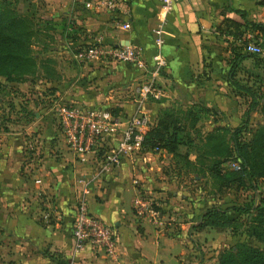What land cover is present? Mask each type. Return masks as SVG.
Instances as JSON below:
<instances>
[{
	"label": "crops",
	"instance_id": "1",
	"mask_svg": "<svg viewBox=\"0 0 264 264\" xmlns=\"http://www.w3.org/2000/svg\"><path fill=\"white\" fill-rule=\"evenodd\" d=\"M85 1L41 0L57 35L54 40L57 45L48 49L57 48L69 55L68 59L76 62L78 75L72 78L67 63L51 57L49 64L53 70L46 77L32 80L50 88L51 95H60L63 102L107 111L113 130L103 134L91 152L76 156L66 147L54 110L50 109L52 114L45 108L36 111L27 107L33 114L31 119L20 109L8 112L14 113L11 126L0 123V264H57L55 259L63 263L70 260L72 264H216L223 230L194 228L199 213L211 205L197 208L203 200L199 196L207 191L215 195L211 193L207 175L191 171L175 174L171 153L161 148L157 151L136 148L122 154L116 164L101 166L108 151L117 146L137 105L130 88L144 78L145 69L127 62H78L73 58L77 47L99 38L113 45L140 44L148 65L156 50L152 28L159 23V0H118V6L111 12L86 7ZM232 8L243 10L247 19L264 22V0L173 3L162 21L160 34V53L165 65L158 81L163 90L159 99L149 97L140 103L148 126L165 107L185 109L194 102L204 104V98L216 99L235 90L228 83L229 50L222 49L214 40L218 36L230 39L218 29L225 18L241 21ZM124 23L128 24L125 28ZM252 33H245V38ZM256 69L251 58H244L238 63L235 77L241 81L244 71ZM31 81L29 78L6 83L19 88ZM212 82L215 83L213 87L209 85L212 89H203ZM15 93L8 92L13 101L17 98L13 96ZM195 98L198 100L193 101ZM224 124L214 121L206 129ZM187 157L193 160L194 153L189 152ZM89 173H94L95 178L86 186L87 208L113 226L116 261L88 244L71 254L69 213L82 190L74 179ZM190 191L195 194L193 201ZM138 193L150 195L175 220L161 228L138 215L132 208ZM207 199L210 198L206 202ZM210 230L216 234L212 235Z\"/></svg>",
	"mask_w": 264,
	"mask_h": 264
},
{
	"label": "trees",
	"instance_id": "2",
	"mask_svg": "<svg viewBox=\"0 0 264 264\" xmlns=\"http://www.w3.org/2000/svg\"><path fill=\"white\" fill-rule=\"evenodd\" d=\"M20 2L24 3L21 8L18 5ZM31 2L0 0V89L3 87L2 82H23L36 76L46 77L53 70L52 66L46 64L47 58L38 60L39 51H34L33 45L42 44L39 41L41 35L50 41L54 25L49 18L42 19L37 13V6L31 7ZM232 10L239 14L241 21L225 18L224 24L218 29L229 35L230 41L236 42L228 48L230 57L227 75L228 83L248 97L247 106L241 113V121L232 127L226 124L212 125L209 129L201 130L197 125L200 117L203 114L215 115L217 110H211L200 102L192 103L185 109L165 107L142 133L140 151L157 147L171 153L175 174L191 171L195 175H207L213 194L231 187L246 188L254 194L253 181L264 177V124L250 128L247 117L256 107L264 115V95H257L249 85L241 83L235 77V72L238 63L244 58H251L256 66L264 63V22L247 19L241 9ZM252 32H255V42L262 48L260 54L243 50L245 33ZM39 45L38 50L48 48L44 47L46 44L40 45L42 48ZM38 67L42 69V73L37 75L35 72ZM246 75L241 80L248 83V76L252 77L254 74L248 72ZM261 76L260 85L264 87V73ZM253 79L255 82L259 81V77ZM20 110L25 115H33L30 111ZM110 110L113 113L114 108L111 107ZM189 152L194 153L193 160L188 159ZM226 160L236 161L238 168L222 169L221 165ZM258 196L256 201L249 199L225 207L211 204L199 213V221L194 228L207 227L215 231L228 228L234 233L240 227L238 233L243 235L232 245L217 252L216 264H264V199L261 195ZM153 200L155 207L165 212L154 198ZM248 239H252L254 244L249 243ZM54 262L66 264V261L63 263V260L58 259Z\"/></svg>",
	"mask_w": 264,
	"mask_h": 264
},
{
	"label": "built area",
	"instance_id": "3",
	"mask_svg": "<svg viewBox=\"0 0 264 264\" xmlns=\"http://www.w3.org/2000/svg\"><path fill=\"white\" fill-rule=\"evenodd\" d=\"M179 0H159V23L152 28L154 33V45L156 50L150 56V63L147 65L143 57L140 44L127 42L125 44L113 45L111 42H103L99 38L92 40L86 46L77 47L73 52V58L80 62L88 61H109L132 63L137 68L145 69L150 74L140 81L134 83L130 91L137 100V105L133 107L129 120L121 132V139L116 147L112 148L105 155L106 161L102 167L116 164L118 158L133 149H140L142 133L148 126V117L140 103L148 97L157 98L160 91L155 89L154 82L157 73L165 65L164 57L160 53L162 21L174 2ZM84 6L93 7L98 10L113 11L118 6V0H87ZM128 24H122L127 27ZM243 50L250 53L260 54L262 48L259 44L247 36ZM148 67H150L148 69ZM145 72V73H146ZM53 110L60 125L66 147L76 156L89 153L96 145V141L103 135L113 130L114 124L110 121L107 111L100 108L82 107L73 102H54ZM159 148L153 147L152 151ZM225 168H238V163L234 160H226L221 165ZM95 178L94 173L81 174L74 179V182L81 186L78 197L73 201L70 216V239L71 254L79 251L88 244L92 249L101 251L113 261L117 259V244L115 231L112 225L93 215L87 208L85 191L90 180ZM37 182L38 179H35ZM132 208L138 214L148 219L155 227L163 228L165 224H171L174 216L168 212H162L155 207V202L151 196L138 193L134 196ZM44 219L46 215L42 216ZM66 264H72L69 260Z\"/></svg>",
	"mask_w": 264,
	"mask_h": 264
},
{
	"label": "rangeland",
	"instance_id": "4",
	"mask_svg": "<svg viewBox=\"0 0 264 264\" xmlns=\"http://www.w3.org/2000/svg\"><path fill=\"white\" fill-rule=\"evenodd\" d=\"M32 1L31 3V7H36L37 6V13L39 16H41L42 19H48V16L45 12V8L44 5L42 4L41 0H29ZM23 2H20L18 5L19 7H23ZM41 24L43 25V22H41ZM56 30L53 29V36L50 39V41L48 40V38H43L42 35L39 36V41H42V44H46L44 45V47H49L51 46H55L57 45V42H54V40L57 39V35L55 34ZM55 35V36H54ZM249 37L251 38V40L255 41L256 37L255 35L252 33L251 35H249ZM215 41H217L218 43L221 44V48L222 49H226L231 47L232 45H235V41H230V39H222L221 36H218L217 38L214 39ZM91 42L86 43L90 44ZM38 45L39 44H34L33 45V50L34 51H39V56H38V60L40 61L47 58V63L49 64V60H52L51 57H53V59L56 61V59H58L60 62L65 61L66 66H69L70 68L67 70L68 71V75L72 76V78L76 75H78V72H76V62H74L73 60L68 59L69 55H66L63 52H59V50L57 48L54 49H48L46 48V50H43V48L39 45V47H41L42 49L38 50ZM264 47V46H263ZM48 49V51H47ZM264 49V48H263ZM54 50V51H52ZM50 52H52V54H50ZM48 55V56H47ZM51 55V56H50ZM230 55L228 53V59H229ZM89 62V61H88ZM50 65V64H49ZM150 67H148L149 69ZM163 69V68H162ZM247 69H250L249 67ZM253 71L252 74H254V76L251 77L248 76V83L244 82L243 80H241L240 82L246 85H249L251 87V89L255 90L256 94H261L264 95V87L262 85H260V81H261V74L264 73V63L260 66H257V69L255 70H250ZM161 71H159L155 76V82H154V87L155 89L161 91L163 90L159 81H158V76L160 74ZM37 75L42 73V69L40 67L37 68L36 72ZM246 73H248V71H244L243 72V77H246L247 75H245ZM150 73L147 71L145 73L144 78H146ZM38 77V76H36ZM259 77V81L255 82L253 78H258ZM262 77V76H261ZM141 78V79H144ZM253 79V80H252ZM32 80V78H30V81ZM252 81V82H251ZM254 81V82H253ZM75 84V83H74ZM3 87L0 89V123L4 124L7 123L9 126H11V122L14 119V113L11 115L8 112L10 110H14V109H23L26 110L27 107H29L30 110H40L41 108H45L46 111H50L52 113L53 110V105L54 102H59L62 103L63 99L60 98V95L55 94V95H51L52 93L48 90L50 88L45 87L44 85L40 84L38 81L32 80L31 83L28 84H20V87L18 88V86H14V84H8L6 82H2ZM27 85H29L27 87ZM212 85L215 86V83L212 82L211 84H205V86H203V89L209 88ZM216 86H218V83L216 84ZM29 89V91H28ZM212 89V88H209ZM8 92H16L14 95L17 96V98L13 101L12 98L10 96H8ZM160 97V96H159ZM158 98H154L159 99ZM149 98V97H148ZM148 98L146 100H148ZM151 98V97H150ZM153 98V97H152ZM198 98L193 99V101H197ZM247 102H248V97L241 92H238L236 90H232L231 94H222V96L220 95L218 98L214 99L212 98H204L203 103L208 106L211 110H217V113L211 117L209 116V114H203L200 119L197 122V125L199 126V128L201 130H205L207 127L210 126L211 122L214 121H224L226 123V125L232 127L236 124H238L241 121V113L242 111L246 108L247 106ZM196 103V102H194ZM52 109V110H50ZM223 109V110H220ZM7 111V114L6 112ZM224 111V112H222ZM53 114V113H52ZM29 119H31V116L29 117ZM247 124L250 128H253L257 125L260 124H264V115L261 114V112L259 111V108H254L252 109V111L249 112L248 117H247ZM191 179H190V187L192 186L191 184ZM254 185H255V190H254V194H252L251 190L246 189V188H234L231 187L223 192H221L220 194H215L213 196L210 195V192H208V188L206 187V191L207 192H203V194L199 197H203L202 201L198 202V206L197 208H201L203 205L209 204L211 203L212 205H217L220 207H225L231 203H241L243 201H247L249 199H252L253 201H256L259 196L262 197L264 199V177L263 178H257L253 181ZM198 186V184H197ZM195 196L194 193H191L190 191V197H192L193 201V197ZM206 198H210L207 202H206ZM202 202V203H201ZM192 206V205H191ZM190 206V207H191ZM192 208V207H191ZM238 230L240 231V227L237 228L236 232L232 233L230 231V229L225 228L223 230L224 233V238H221L220 240V245H222L223 247H228L230 245H232L236 240H239L242 238V234L238 233ZM212 235H215L216 232L213 230L209 231ZM249 243L254 244V241L252 239H248Z\"/></svg>",
	"mask_w": 264,
	"mask_h": 264
}]
</instances>
